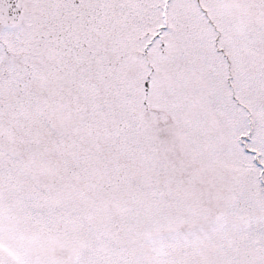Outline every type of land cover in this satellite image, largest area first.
Wrapping results in <instances>:
<instances>
[{
	"label": "snow or ice",
	"instance_id": "6c2138e0",
	"mask_svg": "<svg viewBox=\"0 0 264 264\" xmlns=\"http://www.w3.org/2000/svg\"><path fill=\"white\" fill-rule=\"evenodd\" d=\"M0 264H264V0H0Z\"/></svg>",
	"mask_w": 264,
	"mask_h": 264
}]
</instances>
